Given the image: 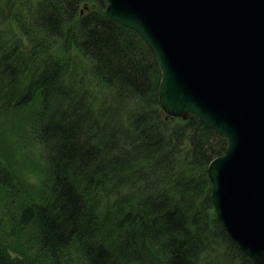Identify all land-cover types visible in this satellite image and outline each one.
<instances>
[{
	"label": "trees",
	"instance_id": "trees-1",
	"mask_svg": "<svg viewBox=\"0 0 264 264\" xmlns=\"http://www.w3.org/2000/svg\"><path fill=\"white\" fill-rule=\"evenodd\" d=\"M0 21L18 28L0 38V111L23 110L18 137L44 145L47 190L16 213L33 245L0 241V264H251L210 196L227 139L161 113L160 69L134 29L104 0H0ZM12 176L0 166L1 187Z\"/></svg>",
	"mask_w": 264,
	"mask_h": 264
},
{
	"label": "water",
	"instance_id": "water-1",
	"mask_svg": "<svg viewBox=\"0 0 264 264\" xmlns=\"http://www.w3.org/2000/svg\"><path fill=\"white\" fill-rule=\"evenodd\" d=\"M160 69L165 116L195 114L227 139L207 165L216 218L264 264V0H104Z\"/></svg>",
	"mask_w": 264,
	"mask_h": 264
},
{
	"label": "rangeland",
	"instance_id": "rangeland-1",
	"mask_svg": "<svg viewBox=\"0 0 264 264\" xmlns=\"http://www.w3.org/2000/svg\"><path fill=\"white\" fill-rule=\"evenodd\" d=\"M17 29L14 22L0 21V38L10 33L7 30L16 31ZM11 35L8 37L7 42L13 39ZM19 38L22 40L20 34ZM0 43L5 42H3V39H0ZM24 45H27V42L21 44V46ZM22 112L23 110L0 111V166L7 167L11 176L13 175L16 177L14 178L12 176L14 189H6L0 186V241L7 243L5 241L12 240V242H14L20 239L21 245H19V247L25 251L27 247L33 245L32 241L31 243H26V240L27 238H32L34 231L31 227L20 226L18 222H16V213L22 206V203L29 200L27 194L31 198L40 201L41 195L45 194L47 190L46 182L43 180L42 175L45 166L44 145L30 139L20 140L18 137V135L22 133V129H26V119L23 117ZM161 113L163 114L164 112L161 110ZM21 117L25 119V122L22 121ZM182 123L181 120H174L172 125L181 126ZM176 128L177 127L167 126L163 132L164 135H167V137H164L165 140H168L167 143H169L170 146L173 144L170 140L173 139L174 134L178 130ZM176 149L177 151L183 150L182 147H176ZM179 154L181 155V152H179ZM17 180L22 185V190ZM17 188L24 194L18 195L17 191L15 192ZM12 192H14L13 195H11ZM5 209L10 211H6ZM4 210L6 212H4ZM5 231H10V233H6ZM8 252L11 255H18L14 250L8 249ZM70 256L72 255L70 254Z\"/></svg>",
	"mask_w": 264,
	"mask_h": 264
}]
</instances>
